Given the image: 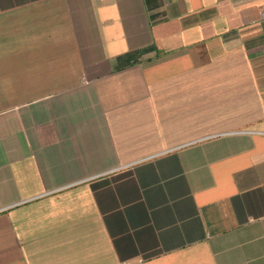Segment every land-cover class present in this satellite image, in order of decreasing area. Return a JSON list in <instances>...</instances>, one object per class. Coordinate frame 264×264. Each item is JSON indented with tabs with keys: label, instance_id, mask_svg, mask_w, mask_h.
<instances>
[{
	"label": "crops",
	"instance_id": "obj_1",
	"mask_svg": "<svg viewBox=\"0 0 264 264\" xmlns=\"http://www.w3.org/2000/svg\"><path fill=\"white\" fill-rule=\"evenodd\" d=\"M264 264V0H0V264Z\"/></svg>",
	"mask_w": 264,
	"mask_h": 264
},
{
	"label": "built area",
	"instance_id": "obj_2",
	"mask_svg": "<svg viewBox=\"0 0 264 264\" xmlns=\"http://www.w3.org/2000/svg\"><path fill=\"white\" fill-rule=\"evenodd\" d=\"M132 261L128 260V261H124L122 264H131Z\"/></svg>",
	"mask_w": 264,
	"mask_h": 264
}]
</instances>
